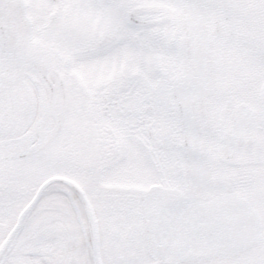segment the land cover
Masks as SVG:
<instances>
[{"label":"snow or ice","instance_id":"1","mask_svg":"<svg viewBox=\"0 0 264 264\" xmlns=\"http://www.w3.org/2000/svg\"><path fill=\"white\" fill-rule=\"evenodd\" d=\"M0 264H264V0H0Z\"/></svg>","mask_w":264,"mask_h":264}]
</instances>
